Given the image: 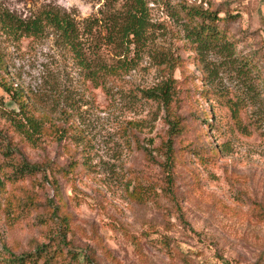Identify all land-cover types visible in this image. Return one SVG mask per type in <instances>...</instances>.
Masks as SVG:
<instances>
[{"label":"rangeland","instance_id":"374dc122","mask_svg":"<svg viewBox=\"0 0 264 264\" xmlns=\"http://www.w3.org/2000/svg\"><path fill=\"white\" fill-rule=\"evenodd\" d=\"M145 1L147 40L127 56L102 49L113 74L99 86L52 34L0 31L3 75L58 126L70 113L71 127L31 146L0 118V149L9 139L14 157L39 167L0 194V258L49 243L80 263L264 264V0ZM48 5L81 29L107 11L106 0H0V11L28 19ZM198 5L219 31L202 41L182 8ZM170 79L183 128L168 173L166 112L141 91Z\"/></svg>","mask_w":264,"mask_h":264},{"label":"trees","instance_id":"16d2710c","mask_svg":"<svg viewBox=\"0 0 264 264\" xmlns=\"http://www.w3.org/2000/svg\"><path fill=\"white\" fill-rule=\"evenodd\" d=\"M119 2H122V5L116 8ZM106 6L107 11L99 18L87 21L83 29L69 13L56 6H45L28 19H21L9 11L2 10L0 31L16 40L41 39L49 33L52 34L55 44L71 56L85 73V78L99 86L102 80L113 74L110 68L97 61L101 50L111 47L127 56V52L132 47L137 48L144 44L149 28L145 0H106ZM182 8H186V13L190 17L200 21L190 33L196 41H202L205 37H214L219 33L215 28H211L209 23H205L216 21V15L208 14L201 5ZM2 70L3 61L0 57V91L7 95L17 109L4 110L3 99L0 96V118L9 122L13 131L31 146H36L49 137H53L57 142L69 138L71 127H66L65 124L68 123L70 113L60 112L64 123L58 126L53 116L31 104L23 91L3 75ZM141 96L158 103L166 112L165 122L169 126V139L164 145V168L170 173L176 160L172 137L179 135L183 128L179 119L172 113L171 105L175 97L172 79L149 91H141ZM0 137L7 139L6 136L0 135ZM6 141L8 144L0 149V194L5 192L7 186L31 177L39 171L38 166L14 157L15 151L8 147L12 144L9 139ZM7 213L8 211H5V214ZM4 251L5 256L0 258V264H91L80 263L75 253L66 251L65 247L49 243L38 246L33 252L19 255L8 248H4Z\"/></svg>","mask_w":264,"mask_h":264},{"label":"built area","instance_id":"2783aa9c","mask_svg":"<svg viewBox=\"0 0 264 264\" xmlns=\"http://www.w3.org/2000/svg\"><path fill=\"white\" fill-rule=\"evenodd\" d=\"M191 3H200L201 0H188Z\"/></svg>","mask_w":264,"mask_h":264}]
</instances>
